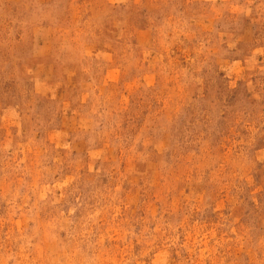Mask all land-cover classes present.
<instances>
[{
  "label": "rangeland",
  "instance_id": "374dc122",
  "mask_svg": "<svg viewBox=\"0 0 264 264\" xmlns=\"http://www.w3.org/2000/svg\"><path fill=\"white\" fill-rule=\"evenodd\" d=\"M0 264H264V0H0Z\"/></svg>",
  "mask_w": 264,
  "mask_h": 264
}]
</instances>
